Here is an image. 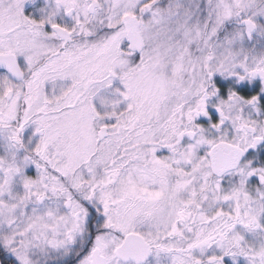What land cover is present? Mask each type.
<instances>
[{
    "label": "snow or ice",
    "instance_id": "snow-or-ice-1",
    "mask_svg": "<svg viewBox=\"0 0 264 264\" xmlns=\"http://www.w3.org/2000/svg\"><path fill=\"white\" fill-rule=\"evenodd\" d=\"M0 264H264V0H0Z\"/></svg>",
    "mask_w": 264,
    "mask_h": 264
}]
</instances>
